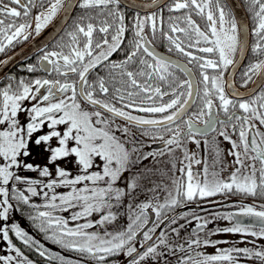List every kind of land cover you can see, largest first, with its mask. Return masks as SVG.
Listing matches in <instances>:
<instances>
[{"label": "snow or ice", "instance_id": "6c2138e0", "mask_svg": "<svg viewBox=\"0 0 264 264\" xmlns=\"http://www.w3.org/2000/svg\"><path fill=\"white\" fill-rule=\"evenodd\" d=\"M246 3L253 21L250 32L226 10L221 0H170L167 31L163 28L162 15L158 17L156 12L146 16L137 14L132 25L131 48L122 61L115 62L110 57L121 48L128 30L119 7L120 0L0 2V53L28 39L32 30V9H44L34 18L37 35L58 13L69 12L74 4L84 10V14L64 30L53 50L41 49L40 68L55 72L62 80L28 82L21 79L0 88V238L7 243L8 251L14 253L0 255V264H32L13 243L10 233L25 246L35 247L41 257L50 261L82 264V261L74 262L48 253L18 224L9 225L8 214L14 207L12 200L32 209L29 219L48 240L95 264H106L110 257L121 254L128 258L127 264H146L149 258L161 255L158 252L161 246L168 247L173 255L176 251L183 253L177 264H238L240 257L264 264V247L256 246L254 240L240 241L251 243L253 247L220 248L216 246L228 241L202 239L200 233L209 221L197 223L192 236L177 248L168 245L163 231L154 240V234L164 223L161 217L175 224L176 220L168 218L167 213L184 202L235 193L264 198V132L258 127L264 126V88L254 89L249 98H244L225 75L226 70L235 66L237 55L243 56L251 35V53L255 59L248 63L241 79L243 85L255 83L254 77L264 81V0H246ZM152 4H157V0H152ZM194 17L203 20L204 26L201 27ZM20 18L23 22L17 23ZM67 18L65 16V20ZM157 33L167 42L168 51L185 57L187 64L156 51L153 41ZM189 64L198 70V80L193 79ZM98 67L107 68L108 78L100 76L90 81L91 72ZM27 70L32 72L36 67L29 65ZM177 71L186 78L179 79ZM72 76L77 79H71ZM26 100L36 103L24 108ZM83 104L90 105L93 110L85 109ZM21 111L28 115L25 124L18 118ZM221 114L224 118H220ZM117 120L126 123L121 126ZM45 126L49 131L39 135L35 144L48 145V165L71 156L75 158L77 174L57 164L53 177L48 165L41 168L20 160L21 156L30 155L27 149L31 138ZM59 126H63L62 131ZM130 127L162 140L164 147L143 155L139 154L135 143L129 149ZM166 134H171L168 139L164 138ZM233 135L238 136V140H233ZM197 137L204 138L206 155L200 159L185 149L180 167L177 169L176 163L172 164L173 190L166 185H155L151 191L157 196L135 205V209L129 205L126 228L110 231L107 225L117 218L113 209L126 195L124 188L116 186L122 174L134 162L150 156L155 159L171 155L175 151L172 146L181 148L184 138L199 147L201 140ZM218 137L231 145L228 155L233 157V170L227 177L221 175L227 165H222ZM53 139L55 147L51 146ZM131 139L135 141L134 137ZM208 153L213 156L211 164ZM201 164L203 168L194 169V165ZM20 168L38 171L40 177L49 179L45 182L22 177L16 171ZM18 183L26 184L27 188L20 190ZM136 187L134 178L127 188L130 192ZM58 188L67 191L57 192ZM160 191L166 192L163 201L158 198ZM41 195L42 205L32 203L33 197ZM71 209L75 211L68 217L59 214ZM149 210L155 214L156 221L150 219ZM94 215L98 218L89 219ZM240 217L250 218V222L245 223ZM219 218L232 226L209 232L208 237L232 233L264 239V204L243 205L238 211ZM171 231L178 232V229ZM208 246L216 247L215 254L200 251Z\"/></svg>", "mask_w": 264, "mask_h": 264}, {"label": "flooded vegetation", "instance_id": "af4514ba", "mask_svg": "<svg viewBox=\"0 0 264 264\" xmlns=\"http://www.w3.org/2000/svg\"><path fill=\"white\" fill-rule=\"evenodd\" d=\"M128 4H125L122 0H120V10L124 13L125 16V24L127 27V31L125 33V39L123 43L121 44V48L115 52L112 57H110L111 61L120 62L125 58L126 53L130 50L131 44L130 41L133 39L134 32L132 30V25L135 21V18L137 14L140 16H146L147 14L151 12H156L157 16H163V28L165 31H167L168 27V17L170 13L167 10V5L170 3V0H157V4L153 5L152 0H126ZM2 3H9V0H0ZM26 2V0H25ZM239 5L241 6L242 11L244 12L247 26L249 29V32L251 31V28L253 26V21L251 18L250 13L248 12V4L246 3V0H237ZM221 4L225 6L226 10H230L231 14L235 16L233 9L228 4L227 0H221ZM11 7H16V5H10ZM43 8L36 7L32 9L31 12V24H32V30L31 34L29 35L28 39L21 40L20 42L14 43L13 46H10L6 48V50L2 53H0V68L3 66L4 63H7V61L12 57V55L15 54L21 47L26 45L28 42H30L34 37L37 36V34L34 31L35 28V16L38 12L43 11ZM241 12V11H240ZM84 14V10L79 7L78 4H75L68 20L66 23L62 26L60 31L51 39L49 40L45 45L39 47L37 50L31 52L30 54L24 56L20 60L16 59L9 63L7 66V70L0 74V88L8 85L10 82H17L21 79H24L28 82H31L36 79H63L62 77H59L55 72H45L43 69L40 68V57L43 55V52L41 49L46 50H53L56 43L60 40L61 36L64 35V30L69 28L73 21L76 20L79 16ZM89 14H93L90 12ZM197 22L201 25V27L204 26V21L201 20L199 17H194ZM236 18V16H235ZM54 20V19H53ZM52 20V21H53ZM51 21V22H52ZM8 21L6 20V23ZM23 22V19L20 18L17 20V23ZM50 22V23H51ZM49 23V24H50ZM158 26L160 25V21H157ZM48 24V25H49ZM242 24V23H241ZM47 25V26H48ZM46 26V27H47ZM44 27L41 32L46 28ZM40 32V33H41ZM149 37L151 38V32L148 33ZM97 39L100 38L99 35L96 37ZM253 43L251 35L248 37V42L245 48V54L243 58L239 55L236 57V64L234 67H230L228 70H226L225 75L228 78V82L236 86L237 89L245 90L252 82H250L248 85H243V81L241 79L242 73L245 70L248 63L255 58L253 57L251 53V45ZM153 47H155L156 51L160 53L161 55L170 56L171 59L179 61L180 63L187 64V59L183 56H181L179 53L172 52L170 53L168 51V44L166 41L163 40L162 37L159 36V33H157V38L153 41ZM241 57V59H240ZM9 58V59H8ZM241 60V61H240ZM240 61V62H239ZM32 65L36 67L35 71L29 72L28 66ZM189 68H192L193 70V79L198 80V70L194 67V65L189 64L187 65ZM233 69L236 70L234 72V75L232 77ZM100 76L108 78V70L105 67H98L97 69L93 70L89 76L90 81H95ZM176 76L179 79H185L183 73H180L179 71L176 72ZM71 79H77V77L72 76ZM255 79V77L253 78ZM264 88V81L263 83L258 87ZM42 92H45L44 89L41 90ZM241 93L244 94V98H249L250 93H246L242 91ZM33 103H36V101H24V108H30ZM83 107L87 110H93L90 105L83 104ZM139 115H144L142 113H134ZM18 118L22 124H25L28 120V115L26 112L21 111L18 114ZM220 118H224L221 114ZM116 123L120 124L121 126H124L126 122L122 120H117ZM258 124V122H257ZM199 126V125H198ZM60 130H63V126H59ZM260 131L264 132V126H259ZM48 128L45 126L42 128L38 133L34 134L31 138L29 144H28V151L30 155L28 157H23L21 161H25L27 163H31L33 165H39L41 168H43L45 165H48V159L50 156V153L46 151V148L48 145L35 144V139L42 134H46L48 132ZM142 129L136 128V127H130V133L131 136L128 138V144L127 147L131 149L133 147V143H135V147L138 148L139 154L143 155L145 153L157 151L159 149H162L164 147L163 144H158L162 140L160 139H153L151 136H145L142 134ZM229 132H231V129H229ZM117 135H121V133H117ZM171 134H166L165 139L169 138ZM212 135H216L213 133ZM212 135L208 137V140L211 142ZM131 137L135 138V141L131 139ZM123 138V137H122ZM197 139L201 140V144L198 147L194 142L188 140L187 138H184L182 141V147L181 148H175V145L172 147L175 149V151L171 154H165L163 156H157L155 159H153L151 156L148 157V159L134 162L127 171H125L121 178L117 182V187L124 188L126 191V195L121 198V201L119 204L113 209V211L116 213V220L111 223L110 225H107L108 229L110 231H118L121 229L126 228L128 223V216H129V205L133 206V209H135V205L140 204L142 202L151 200L154 196H157V193H154L151 191V189L155 185H166L169 190H173L172 185V179H174L173 175V169L172 164L176 163L177 169L180 167V161L184 159V150L186 149L189 154L195 153L197 155V158L202 159L206 153L203 143V137H197ZM218 144L221 149V155H222V165H227L225 170L221 173L223 177H227L229 173L233 170L231 166V162L233 160V157L228 155V150L231 148V145L224 141L222 137H218ZM233 140H238V136L233 135ZM51 146H56V141L53 139L51 141ZM208 161L211 164L212 162V154L208 153ZM58 160L56 164H53V168L56 167V165L62 166L63 164H72L75 163L74 157H68L65 158V160L68 161H62ZM133 160L135 161V155L133 156ZM154 165V184L150 185V187H147L145 184H143L140 180H144L142 176L145 174H151L150 167ZM50 170L52 165H48ZM259 166V165H257ZM203 168V164L201 165H194V169H201ZM19 175L22 177H28L32 179H43L48 180V177H40L38 171H26L23 168L16 170ZM176 175L178 176L179 173L176 172ZM135 178L137 187L134 190H131L129 192L127 185L129 182H131ZM166 195L165 191H160L158 193V198L160 201H163L164 197ZM155 202V201H153ZM261 204H264V198L262 197H252L249 195H245L242 193H235V194H229V195H222L218 194L213 197L204 198V199H197L192 202H184L181 206L176 207L173 211H170L167 213L169 215L170 213L179 210L173 217L176 220L175 224L170 223V219L164 222L158 229V233L154 240H156L157 237H159V234L161 231L166 233V239L168 241V245L177 248L179 245L184 244L185 241L192 236L193 229L196 227L197 223H203L204 221H209L207 223L206 228L204 232L200 233L201 238H209L212 241H228V243L224 244H218L216 247L220 248H227V247H253V244L251 243H240L241 240L246 241H255L256 246L264 247V239H258L251 236H241L240 234H232V233H220L217 235H211L210 237L207 236L209 232H212L216 229H223L225 227H231L232 224L224 219L219 218V216L230 213V212H236L239 210V207L243 205H253V206H259ZM150 211V210H149ZM60 215H63V213H59ZM65 214V213H64ZM67 217V215H63ZM186 218H181V217ZM194 217H200L201 219L197 221L194 219ZM98 216L94 215L90 219H97ZM161 219H164V217H161ZM243 222L248 223L250 222V218L247 217H240ZM156 221V217H154V220ZM190 221V222H189ZM82 222V221H81ZM181 225H184V227H180ZM151 226V224L149 225ZM172 228L178 229V232L171 231ZM95 230V229H93ZM142 239V236L140 237ZM216 247H202L200 251L206 253V254H215ZM63 250L59 253L66 258H68L64 253ZM158 252L161 253L156 259L149 258L146 262V264H177L178 257L183 255L182 252L176 251L175 255H173L169 248L166 246H161L158 249ZM47 264H56V260H49L46 257ZM75 261L79 260L82 261V264H95L94 261L90 259H86L82 255H80L77 258H73ZM124 259V255H118V256H112L110 257L106 264H118ZM123 264H127V261ZM238 264H260L258 260H246L243 257H240L238 260Z\"/></svg>", "mask_w": 264, "mask_h": 264}, {"label": "trees", "instance_id": "16d2710c", "mask_svg": "<svg viewBox=\"0 0 264 264\" xmlns=\"http://www.w3.org/2000/svg\"><path fill=\"white\" fill-rule=\"evenodd\" d=\"M23 157H20V160ZM75 164V163H72ZM76 166V164H75ZM51 168H53V165L51 166ZM78 173V167L76 166L75 168V174ZM74 174V175H75ZM55 176V174L53 175V177ZM39 180H43V179H39ZM45 182L47 180H44ZM20 184V183H18ZM21 185V184H20ZM22 185H26L24 183H22ZM27 188V187H26ZM25 188V189H26ZM24 189V190H25ZM23 190V189H22ZM39 190V189H38ZM65 192L67 191V189H56V191L58 192ZM61 190V191H60ZM11 203L13 204V209H10L9 214H8V221L7 223L10 225L12 223H16L18 224L24 231H26L29 235L32 236V238L37 241L39 244L43 245L45 249L48 250V253L50 254H54L55 253H59L62 251V247L53 243L52 241L48 240L45 236L44 233L40 232L39 229L34 225V222L29 219L30 214L32 213V209L29 206H25V205H17L15 200H12ZM32 203L35 204H43L44 200L41 196H37V197H33L32 198ZM75 211V209H71L69 210V212H66L65 214L63 213V215H67L70 216L71 212ZM92 218V217H90ZM89 218V219H90ZM10 238L13 240V243L19 247L21 249V251L23 252V254L32 261V264H47L48 262H46V259L44 257H41L38 254V251L36 250L35 247H27L25 246L21 241H19L13 234L10 233ZM4 250H3V254H8V255H14V253H11L8 251L7 248V243L6 245H4ZM66 254V256L68 257V259H71L75 262V260L73 258H77L79 257L81 254L69 251L64 249L63 250ZM62 252V253H64ZM1 255V254H0ZM79 261V260H77ZM56 264H58V261H56Z\"/></svg>", "mask_w": 264, "mask_h": 264}, {"label": "water", "instance_id": "95a60500", "mask_svg": "<svg viewBox=\"0 0 264 264\" xmlns=\"http://www.w3.org/2000/svg\"><path fill=\"white\" fill-rule=\"evenodd\" d=\"M122 1L125 4H128V2L126 0H122ZM227 1H228V4L233 9L234 14H235L236 19L239 22V24L242 23L241 25H244L248 28L244 12L242 11L241 6L237 2V0H227ZM74 6H75V4L73 5L72 9L67 13H63V12L58 13L57 16L54 18V20L39 35L34 37L30 42H28L23 47H21L17 52H15L14 55H12V57L10 59L8 58L9 60L7 61V63H4L3 66L0 68V74L4 73L7 70V66L9 65L10 62H12L16 59L20 60L24 56H26V55L30 54L31 52L37 50L39 47L45 45L49 40H51L60 31L62 26L66 23V21L68 20ZM65 16L68 17L67 20H65ZM244 54H245V52H244ZM244 54H243V56H244ZM243 56H241V57L243 58ZM241 57H240V59H241ZM231 72H232L231 74L233 77L234 72H236V70L233 69V71H231ZM254 81H255V83H251L247 88H245V90L237 89L236 86H234V85H233V88H234V90L239 91V92L244 91L246 93H250L252 90L258 89V87L263 83V81L260 77H255ZM232 84H233V82H232ZM166 139H168V138H166ZM158 144L159 145L163 144V141H161ZM178 211L179 210L170 213L169 215H167V217L168 218L173 217ZM149 216H150V219L153 221L155 214L151 213V211H149ZM163 220H164V222H166L169 219L164 218ZM158 229H157L156 233L154 234V238L156 237V235L158 233ZM139 239H140V237H139ZM127 260H128V258L126 256H124V259L118 264H123Z\"/></svg>", "mask_w": 264, "mask_h": 264}, {"label": "rangeland", "instance_id": "374dc122", "mask_svg": "<svg viewBox=\"0 0 264 264\" xmlns=\"http://www.w3.org/2000/svg\"><path fill=\"white\" fill-rule=\"evenodd\" d=\"M62 161H68V160H65V159H63ZM60 166V165H59ZM61 168H64V169H67V170H69L73 175L75 174V168H76V166H75V164H63L62 166H60ZM150 169H151V172L153 173V175H151V174H147V176L144 174L143 176H142V178L144 179V180H140L143 184H145L147 187H150V185H153L155 182H154V165H152L151 167H150ZM51 171H52V173H53V175L55 174V168H51ZM136 180H138V179H136ZM21 184V185H20ZM20 184H17V187L20 189V190H24L26 187H27V185H22V183H20ZM59 189V188H58ZM60 189H64V188H60ZM61 191V190H60ZM58 192H59V190H58ZM4 245H6V242L5 241H3L2 240V238H0V254L2 255L3 254V250L5 249L4 248ZM62 250H64V248H62Z\"/></svg>", "mask_w": 264, "mask_h": 264}]
</instances>
